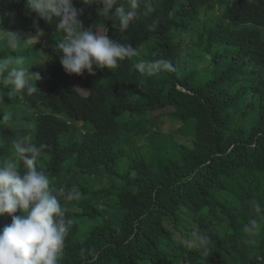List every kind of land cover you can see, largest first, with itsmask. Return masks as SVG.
<instances>
[{"label":"trees","instance_id":"1","mask_svg":"<svg viewBox=\"0 0 264 264\" xmlns=\"http://www.w3.org/2000/svg\"><path fill=\"white\" fill-rule=\"evenodd\" d=\"M73 2L84 27L138 55L95 75L68 74L55 48L62 34L26 0H0V29L22 43L37 26L44 33V47L12 53L39 73L37 93L0 87L11 116L0 113V158L30 136L48 146L37 165L53 193H83L62 200L73 224L61 264H264V224L251 240L242 231L253 217L248 201L264 203V0H153L125 32L98 16V0ZM158 59L171 70L135 67ZM25 107L39 111L25 116ZM154 131L166 134L154 140ZM130 134L149 142L129 145ZM78 216L93 223L83 240ZM10 223L0 215V229ZM194 228L211 236L206 251L186 246Z\"/></svg>","mask_w":264,"mask_h":264},{"label":"clouds","instance_id":"2","mask_svg":"<svg viewBox=\"0 0 264 264\" xmlns=\"http://www.w3.org/2000/svg\"><path fill=\"white\" fill-rule=\"evenodd\" d=\"M97 5L98 16L116 23L119 31L125 32L139 19L141 9L151 11L153 0H98ZM26 7L29 13H35L62 34L55 48L68 74L83 75L86 71L95 75L96 69H112L120 61L138 55L131 44L109 38L92 27H84L79 19L83 9H77L73 0H26ZM148 27L155 30L157 24L153 22ZM42 35L44 33L37 26L36 37L22 43L18 33L0 29V52L8 53L0 55V87L28 96L37 93L35 81L41 79L39 73L30 71L33 66L28 65L24 56L12 53ZM135 67L151 75L171 70L172 65L166 59H158L137 62ZM0 113H3L2 120H10L2 96ZM47 147L45 143H33L30 136L21 135L12 142V155L0 158V215L11 216V223L0 229V264H61L73 224L62 200L79 201L83 193L68 189L62 192V200L53 193L49 174L37 165ZM248 206L253 217L243 225L242 231L251 240L262 231L264 203L253 198ZM211 243L208 232L199 228H194L185 240L187 247L205 251Z\"/></svg>","mask_w":264,"mask_h":264},{"label":"rangeland","instance_id":"3","mask_svg":"<svg viewBox=\"0 0 264 264\" xmlns=\"http://www.w3.org/2000/svg\"><path fill=\"white\" fill-rule=\"evenodd\" d=\"M221 1H223V4L224 3H227L228 2V0H221ZM222 4V3H221ZM220 4H218L217 5V7H216V9L219 11L220 9H218V6H219ZM94 30H96V31H99L97 28L96 29H94ZM36 35L37 34H33V33H27L26 34V39H25V42L28 40V39H30V38H33V37H36ZM41 37H44V35H42ZM29 42H31L32 44L33 43H41V45H43V47H44V41H40V37L36 40V41H29ZM43 59V58H42ZM41 59V60H42ZM189 61H191V59H189ZM43 63H44V61H43ZM31 108V109H30ZM23 114L25 115V116H30V115H32V113L33 112H36V111H39L37 108H32V107H29V109L27 108V107H25V108H23ZM168 122V121H167ZM153 134L151 135L152 137H153V139L154 140H156L157 138H158V136L159 137H163L166 133L164 132V131H161V132H158V131H154V132H152ZM127 136H130L129 138H128V141H127V144H129V145H137V144H139V143H144V144H146L147 145V143L149 142V140H144V141H139L137 138H136V135L135 134H130V135H127ZM159 139V138H158ZM181 139V138H180ZM100 182H101V180H100ZM96 196H99L98 194H96ZM105 205V204H104ZM77 218V222H78V227H79V229H78V231H77V235H76V237H77V239L78 240H83L84 238H85V236H86V234L88 233V231H89V229L91 228V226H92V224L93 223H91V221H84V220H81L80 218H79V216L78 217H76Z\"/></svg>","mask_w":264,"mask_h":264}]
</instances>
